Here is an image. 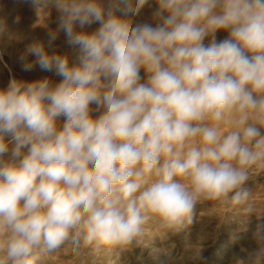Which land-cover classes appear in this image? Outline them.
<instances>
[{
  "label": "clouds",
  "instance_id": "clouds-1",
  "mask_svg": "<svg viewBox=\"0 0 264 264\" xmlns=\"http://www.w3.org/2000/svg\"><path fill=\"white\" fill-rule=\"evenodd\" d=\"M31 2L60 15L21 68L61 79L0 89V264L66 247L95 264L149 223L247 201L264 169V0H155L153 22L135 24L150 0ZM60 31L72 57L48 51Z\"/></svg>",
  "mask_w": 264,
  "mask_h": 264
},
{
  "label": "rangeland",
  "instance_id": "rangeland-1",
  "mask_svg": "<svg viewBox=\"0 0 264 264\" xmlns=\"http://www.w3.org/2000/svg\"><path fill=\"white\" fill-rule=\"evenodd\" d=\"M101 2L107 4L108 0ZM155 10V0H150L133 23L153 22ZM59 15L55 7L38 10L31 0H0V21L5 25L0 32V89L7 87L12 78L32 81L47 77L56 83L60 81V77L42 71L39 66L30 72L23 71L18 59L34 40L47 46L48 33L57 29ZM98 27L93 24L86 30L91 32ZM227 35L226 31L216 33L218 40ZM65 40L60 31L48 51L72 57L74 50ZM141 75L144 76L143 70ZM59 122L62 124L63 118ZM246 187V202L198 204L192 222L173 230L149 223L138 244L123 251H106L95 264H264V232L258 230V225L264 224V169L250 170ZM40 264H93V258L75 257L66 247L45 255Z\"/></svg>",
  "mask_w": 264,
  "mask_h": 264
},
{
  "label": "bare ground",
  "instance_id": "bare-ground-1",
  "mask_svg": "<svg viewBox=\"0 0 264 264\" xmlns=\"http://www.w3.org/2000/svg\"><path fill=\"white\" fill-rule=\"evenodd\" d=\"M57 47V46H56ZM55 50V49H54Z\"/></svg>",
  "mask_w": 264,
  "mask_h": 264
}]
</instances>
